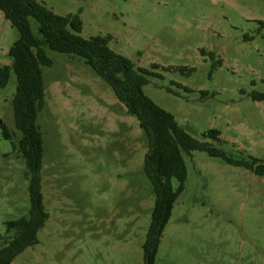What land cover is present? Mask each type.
<instances>
[{"label": "rangeland", "instance_id": "obj_1", "mask_svg": "<svg viewBox=\"0 0 264 264\" xmlns=\"http://www.w3.org/2000/svg\"><path fill=\"white\" fill-rule=\"evenodd\" d=\"M37 1L58 15L79 13L81 37L110 35L109 47L135 67L157 65L162 78L150 77L142 91L193 138L234 159L264 161V100L251 98L264 93V0ZM30 28L36 35L33 19ZM17 36L0 11V125L11 136L0 127V241L5 222L29 207L27 168L12 149L21 137L12 114L14 75L4 83ZM45 51L53 64L40 68L44 107L36 121L48 219L38 243L11 264H144L154 201L143 171L145 135L81 58ZM209 130L219 131V141L202 136ZM184 162V188L161 232L156 264H264V177L202 151Z\"/></svg>", "mask_w": 264, "mask_h": 264}, {"label": "trees", "instance_id": "obj_2", "mask_svg": "<svg viewBox=\"0 0 264 264\" xmlns=\"http://www.w3.org/2000/svg\"><path fill=\"white\" fill-rule=\"evenodd\" d=\"M0 11L18 32L17 39L8 49L11 63L4 68V83L12 73L15 77V93L11 100L13 122L21 134L17 144L12 141V149L20 153L27 168L24 177L28 180L29 201L25 215L5 222V234L0 241V264H11L22 251L36 245L37 233L48 219L41 192L42 136L36 121L44 107L40 68L53 64L45 49L81 58L110 86L117 101L136 118L145 135L147 152L143 171L152 186L154 201L142 244L144 264H156L161 232L174 202L184 188V155L202 151L209 157L219 158L226 164L243 167L256 176L264 177V161L253 157L234 159L223 149L188 134L171 113L156 105L142 91V86L149 82L150 77L162 78L154 71L158 66L154 64L151 69L135 67L131 60L109 47L110 35L81 37L82 21L79 13L58 15L37 0H0ZM30 19L37 23L36 35L31 31ZM209 55L211 58L214 56L213 53ZM220 63V59L217 60L216 64ZM165 69L184 75L194 71L193 68ZM166 90L177 95L170 88ZM204 96L206 94L202 93ZM251 98L262 101L264 93L253 92ZM0 127L3 137L10 139L5 126L1 124ZM219 135V131L209 130L202 136L219 141ZM172 180L177 182L175 189Z\"/></svg>", "mask_w": 264, "mask_h": 264}, {"label": "water", "instance_id": "obj_3", "mask_svg": "<svg viewBox=\"0 0 264 264\" xmlns=\"http://www.w3.org/2000/svg\"><path fill=\"white\" fill-rule=\"evenodd\" d=\"M1 123V122H0Z\"/></svg>", "mask_w": 264, "mask_h": 264}]
</instances>
